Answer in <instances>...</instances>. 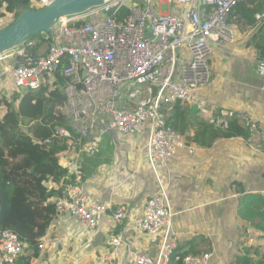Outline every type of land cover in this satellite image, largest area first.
Here are the masks:
<instances>
[{"label":"built area","instance_id":"1","mask_svg":"<svg viewBox=\"0 0 264 264\" xmlns=\"http://www.w3.org/2000/svg\"><path fill=\"white\" fill-rule=\"evenodd\" d=\"M52 1L38 4L44 8ZM141 1L142 6L133 0H107L82 14L60 17L51 27L48 45L28 40L0 54V62L11 60L8 72L22 96L39 90L44 79L56 73L67 80L61 113L75 137L57 129L59 136L72 138L67 161L60 164L67 174L56 201L58 216H69L94 232L108 211L102 197L81 186L82 158L94 155L102 144V136H93L92 130L106 120L108 129L123 137L147 134L149 161L159 183L143 215L133 222L144 234L165 231V237L157 257L138 255L135 264H172L173 259L177 264H209L212 252L177 254L179 245L169 238L174 213L160 171L170 174V160L186 143L169 124L166 112L194 106L199 115L223 129L236 119L254 137L253 149L264 154V126L252 114L223 110L201 94L213 83L214 51L236 42L238 9L250 0ZM254 18L250 30L258 31L264 27V10ZM256 72L264 79V61L257 63ZM114 218L123 231L111 238L106 263L120 257L129 216L121 207ZM46 240L47 236L42 243ZM255 242L254 237L247 239L250 245ZM26 247L17 234L0 229V264H17Z\"/></svg>","mask_w":264,"mask_h":264},{"label":"crops","instance_id":"2","mask_svg":"<svg viewBox=\"0 0 264 264\" xmlns=\"http://www.w3.org/2000/svg\"><path fill=\"white\" fill-rule=\"evenodd\" d=\"M8 19L6 15L5 21ZM257 33L238 28L228 57L219 62L222 53L213 56V84L201 94L223 110L252 114L264 126V79L256 72L252 41ZM10 63L0 62L4 93L14 87ZM217 86L219 94L211 93ZM241 87L243 91H239ZM166 114L186 143L170 160V174L160 171L174 213L169 238L178 243V254L212 252L209 264H237L243 257L252 264H264L263 217L252 218L254 211L264 213V154L253 149L254 137L223 138L218 126L206 128L211 123L192 106L174 107ZM92 134L102 136V144L94 155L82 158L81 186L102 197L109 209L94 232L69 216H58L36 264H135L138 255H158L165 231L149 236L133 222L143 215L148 199L159 188L149 161L147 134L123 137L108 129L106 120ZM68 156L67 152L59 155L61 165ZM121 207L129 216L123 247L120 257L106 263L103 258L110 252L111 238L123 231L114 218ZM249 237H254L255 245L247 243ZM250 249H257L258 254L249 253Z\"/></svg>","mask_w":264,"mask_h":264},{"label":"trees","instance_id":"3","mask_svg":"<svg viewBox=\"0 0 264 264\" xmlns=\"http://www.w3.org/2000/svg\"><path fill=\"white\" fill-rule=\"evenodd\" d=\"M41 9L38 0H0V11L9 18L5 21L0 15V31L11 26L24 11ZM263 10L264 1L256 0L239 8V29L254 28V16ZM30 40L46 46L50 34L41 33ZM252 41L257 61H264V27ZM66 84V78L56 73L46 77L39 90L23 96L12 86L4 93L5 86L0 84V229L11 230L27 244L17 264H36L43 251L40 245L45 247L42 240L58 217L56 201L63 194L61 185L67 174L59 163V155L69 149L72 138L59 136L57 129L70 131L75 137L61 113ZM167 120L174 128L173 118L167 116ZM209 127L214 126L206 124ZM219 133L227 139L250 136L248 129L236 119L228 122V128H220ZM255 216L263 217L264 224V213L254 211L252 218ZM251 251L258 254L257 249ZM251 262L243 257L237 264Z\"/></svg>","mask_w":264,"mask_h":264},{"label":"water","instance_id":"4","mask_svg":"<svg viewBox=\"0 0 264 264\" xmlns=\"http://www.w3.org/2000/svg\"><path fill=\"white\" fill-rule=\"evenodd\" d=\"M105 1L53 0L39 11H24L11 26L0 31V54L24 45L38 34L50 33L60 17L82 14Z\"/></svg>","mask_w":264,"mask_h":264},{"label":"rangeland","instance_id":"5","mask_svg":"<svg viewBox=\"0 0 264 264\" xmlns=\"http://www.w3.org/2000/svg\"><path fill=\"white\" fill-rule=\"evenodd\" d=\"M135 3H139V5L140 6H142V5H144V3L141 1V0H133ZM2 12V11H1ZM0 12V15H3L4 16V14L5 13H1ZM4 18H5V16H4ZM236 39H237V32H236ZM235 44V43H234ZM232 46V45H231ZM231 46H228V47H226V49L225 48H220V49H216L215 51H214V53H213V56L216 54H221L222 53V55L220 56V60H219V62H222V60H224V59H222V58H226V57H228L227 55H229L230 54V49H229V47H231ZM213 56H212V58H213ZM258 62V61H257ZM219 64H221V63H219ZM214 65V64H213ZM212 65V66H213ZM244 66H247V65H244ZM214 78V77H213ZM213 84V83H212ZM239 91H243V87H241L240 89H239ZM211 93H213V94H219V92H218V86L214 89V90H212L211 91ZM235 96V95H234ZM235 98H237L236 96H235ZM192 107H194V106H192ZM195 108V107H194ZM196 109V108H195ZM197 110V109H196ZM198 112V111H197Z\"/></svg>","mask_w":264,"mask_h":264}]
</instances>
